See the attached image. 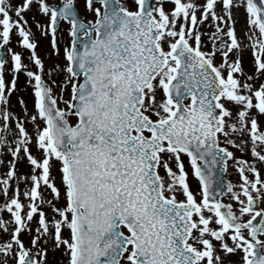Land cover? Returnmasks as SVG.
<instances>
[{
    "label": "snow or ice",
    "instance_id": "obj_1",
    "mask_svg": "<svg viewBox=\"0 0 264 264\" xmlns=\"http://www.w3.org/2000/svg\"><path fill=\"white\" fill-rule=\"evenodd\" d=\"M0 264H264V0H0Z\"/></svg>",
    "mask_w": 264,
    "mask_h": 264
},
{
    "label": "flooded vegetation",
    "instance_id": "obj_2",
    "mask_svg": "<svg viewBox=\"0 0 264 264\" xmlns=\"http://www.w3.org/2000/svg\"><path fill=\"white\" fill-rule=\"evenodd\" d=\"M42 47H43V45H42ZM21 84H22V81H21ZM12 100H13V102H15V96L12 97ZM16 107H17V110H18V106H16ZM228 178L231 179L232 177L229 176Z\"/></svg>",
    "mask_w": 264,
    "mask_h": 264
},
{
    "label": "rangeland",
    "instance_id": "obj_3",
    "mask_svg": "<svg viewBox=\"0 0 264 264\" xmlns=\"http://www.w3.org/2000/svg\"><path fill=\"white\" fill-rule=\"evenodd\" d=\"M241 23H243V21H241Z\"/></svg>",
    "mask_w": 264,
    "mask_h": 264
}]
</instances>
